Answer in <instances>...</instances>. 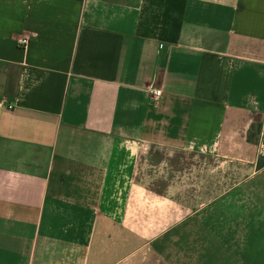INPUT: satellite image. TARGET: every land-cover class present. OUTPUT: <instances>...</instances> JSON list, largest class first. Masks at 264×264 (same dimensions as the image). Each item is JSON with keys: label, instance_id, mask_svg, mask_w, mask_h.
I'll return each instance as SVG.
<instances>
[{"label": "crops", "instance_id": "1", "mask_svg": "<svg viewBox=\"0 0 264 264\" xmlns=\"http://www.w3.org/2000/svg\"><path fill=\"white\" fill-rule=\"evenodd\" d=\"M225 140L259 143L233 157L254 160L249 178L264 169V0H0V264H92L85 224L165 199L142 167L219 156ZM201 211L169 216L155 253L264 264V212L244 234L239 215L232 250L182 229Z\"/></svg>", "mask_w": 264, "mask_h": 264}, {"label": "rangeland", "instance_id": "2", "mask_svg": "<svg viewBox=\"0 0 264 264\" xmlns=\"http://www.w3.org/2000/svg\"><path fill=\"white\" fill-rule=\"evenodd\" d=\"M259 130L260 126L253 124L247 133L255 135ZM242 132L244 133V130ZM225 141V147L219 156L214 155L210 158L189 157L183 153H175L172 156L165 154L162 156L161 164L154 167L146 164L142 167L140 178L143 183L146 186L156 183L159 185L158 188L161 185L160 189H156V193L160 191L165 199L160 202L147 198L145 205L140 206L141 211L138 209V213L144 215L136 220L97 221L85 224L84 231L86 234L89 232V235L84 237L82 242L89 251L87 263L91 261L92 264H168L160 254L154 251L155 241L161 247L169 244V234L158 237L169 228L171 223L168 217L174 215L176 219H183L199 209H205L201 212L208 214L204 222L196 218L197 221L191 220L192 224L185 223L180 227L188 230L199 229V233L203 231L202 240L211 234L212 237L209 239H215L214 246H220L223 241H226L225 245L233 250L235 238L233 231L239 215L243 218L242 234H244L248 224V220L245 221L244 218L248 216V213H252L254 209L258 214L264 212L262 210L264 208V169L249 178V170L251 171V166L254 165L251 161L254 160L250 158L240 160L233 157L235 150L255 149L258 148L259 143L243 141L240 146H237L236 142ZM259 160L264 161V158ZM262 164L263 162H259L258 166ZM240 168L239 173L237 170ZM240 178L243 182H247L233 190V184ZM249 198L254 200L255 205H249L246 200ZM170 199L178 200V205L170 206ZM133 213L131 209L130 214ZM135 213L137 214V208ZM262 224L263 222L257 223L258 233L260 230L264 231ZM205 225L208 227L204 228Z\"/></svg>", "mask_w": 264, "mask_h": 264}, {"label": "built area", "instance_id": "3", "mask_svg": "<svg viewBox=\"0 0 264 264\" xmlns=\"http://www.w3.org/2000/svg\"><path fill=\"white\" fill-rule=\"evenodd\" d=\"M23 43L25 44V41ZM150 94L152 95L154 100H157L159 98L160 94H161V91L154 89V90L150 91ZM6 108L8 110H12V109H14V104H11V103L7 104Z\"/></svg>", "mask_w": 264, "mask_h": 264}]
</instances>
